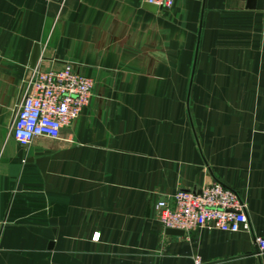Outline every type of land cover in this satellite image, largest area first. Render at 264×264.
<instances>
[{"label":"crops","instance_id":"0c3cea01","mask_svg":"<svg viewBox=\"0 0 264 264\" xmlns=\"http://www.w3.org/2000/svg\"><path fill=\"white\" fill-rule=\"evenodd\" d=\"M246 3L0 0V264H264V0ZM35 43V66L94 84L60 138L24 146L10 107ZM213 181L243 202L239 231L156 221Z\"/></svg>","mask_w":264,"mask_h":264},{"label":"built area","instance_id":"2783aa9c","mask_svg":"<svg viewBox=\"0 0 264 264\" xmlns=\"http://www.w3.org/2000/svg\"><path fill=\"white\" fill-rule=\"evenodd\" d=\"M158 9H171L176 0H143ZM93 79L79 73L71 63L42 70L27 68L20 82V98L11 119L9 132L20 145L48 137L58 139L61 130L76 119L91 99ZM155 219L163 228L187 231L204 227L237 232L246 224L244 204L238 193L213 181L199 192L177 190L170 200L154 204ZM94 239L99 233H94ZM256 243L264 250V238Z\"/></svg>","mask_w":264,"mask_h":264},{"label":"water","instance_id":"95a60500","mask_svg":"<svg viewBox=\"0 0 264 264\" xmlns=\"http://www.w3.org/2000/svg\"><path fill=\"white\" fill-rule=\"evenodd\" d=\"M255 3H256V0H247L246 7L247 8H254ZM147 5H148V7L152 8V9H156L155 5L148 4V3H147ZM39 55H40V46L38 43H35L32 51H31V55H30V65H29L30 68H32L36 65V62L39 58ZM167 232L171 233V234H182L183 233L182 230L173 229V228H167Z\"/></svg>","mask_w":264,"mask_h":264},{"label":"rangeland","instance_id":"374dc122","mask_svg":"<svg viewBox=\"0 0 264 264\" xmlns=\"http://www.w3.org/2000/svg\"><path fill=\"white\" fill-rule=\"evenodd\" d=\"M18 101H19V100H18ZM18 101H17V102H18ZM16 104H17V103H16ZM16 104H15V105L12 104V106L10 107V108L13 107L12 112H10V113L12 114V115L10 114L12 117H13V115H14V113H15V110H16Z\"/></svg>","mask_w":264,"mask_h":264}]
</instances>
